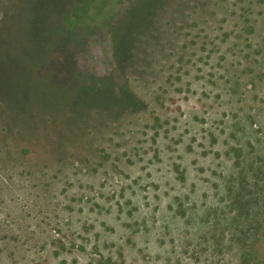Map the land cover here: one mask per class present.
<instances>
[{
	"label": "rangeland",
	"instance_id": "rangeland-1",
	"mask_svg": "<svg viewBox=\"0 0 264 264\" xmlns=\"http://www.w3.org/2000/svg\"><path fill=\"white\" fill-rule=\"evenodd\" d=\"M85 1L0 0V264H264V0Z\"/></svg>",
	"mask_w": 264,
	"mask_h": 264
},
{
	"label": "trees",
	"instance_id": "trees-1",
	"mask_svg": "<svg viewBox=\"0 0 264 264\" xmlns=\"http://www.w3.org/2000/svg\"><path fill=\"white\" fill-rule=\"evenodd\" d=\"M156 0H137L135 2V4H133L132 6L135 7V9H131L128 10L127 12L124 11L122 14L120 13H116L115 12V4H113L112 2H109V5H107V7L104 8L103 10V17L98 20L100 21V24H107L110 23L112 21L113 24H110L109 26H107L106 30H108L109 32V38L111 40L112 43V48H113V60H116V54L117 51L119 50V46H120V42H121V37L123 35L122 30L124 29V26L126 24L124 23H130L131 26H133V28H136L137 26H140L142 22H144L145 18L148 17V15H150V11L148 12V9L150 8L149 6L152 7V5L154 4ZM84 2H86L84 0ZM113 7L112 8H108V7ZM149 7V8H148ZM115 8V9H114ZM71 10H73V6L70 8ZM126 12V13H125ZM125 13V14H124ZM122 17V19L120 20V22H118L115 17ZM89 28L91 29H95V34L90 35V37H88V33H86V37H88L89 39H87L86 42H81L79 43L80 47H82L83 43L84 46L89 45L91 38L93 39V36L95 35H101L102 33L100 32V29H96V27L93 26H89ZM51 30L47 29V32L49 33V39L47 40V48H46V62L44 65H48L50 66V68L52 67L51 64L53 65L52 62L54 61V58L56 56H58V54H62L64 48V43L66 42V46L68 45V43L70 41H72V38L75 39L77 38V36H75L72 33H62V31H58V32H50ZM47 33V35H48ZM107 33V35H108ZM51 37V38H50ZM65 47V46H64ZM56 48L61 49L60 51H55ZM81 53V52H80ZM59 55V56H60ZM55 64V63H54ZM46 72V76L44 77L46 80L43 82V84L39 85L36 82H30V84L34 87H36V89H38L40 92H43L44 95L49 98L50 100L52 99H56V101L59 98H62V96H65L67 94L71 95V93L67 92L64 89H60V88H56L54 85L50 84V72H52L51 70L48 69V71ZM66 106L63 105V107ZM60 107V106H56V109Z\"/></svg>",
	"mask_w": 264,
	"mask_h": 264
}]
</instances>
